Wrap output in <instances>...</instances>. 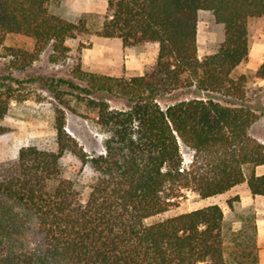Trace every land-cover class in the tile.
Segmentation results:
<instances>
[{
	"label": "trees",
	"instance_id": "1",
	"mask_svg": "<svg viewBox=\"0 0 264 264\" xmlns=\"http://www.w3.org/2000/svg\"><path fill=\"white\" fill-rule=\"evenodd\" d=\"M53 1L0 0V56L13 50L5 45L9 34H23L35 42L31 62L50 45L58 61L69 55L67 40L89 32L93 16L100 17L86 11L68 19L52 11ZM202 10L224 29L215 51L203 57ZM258 17L264 0H108L97 33L126 46L157 42L156 62L144 74L116 76L85 70L75 54L74 76L30 78L57 100L59 148L27 145L0 162V264H259L256 224L226 232L219 203L147 222L187 191L207 198L247 182L254 195H264V173L256 169L264 164V141L250 132L264 107L248 101L247 76H234L250 57L249 23ZM257 75L264 78V63ZM184 89L198 97L175 94ZM166 98L175 101L163 107ZM13 99L26 97L0 88V121ZM74 100L97 111L108 134L103 153H88L67 131L66 109L79 112ZM182 145L193 150L189 164ZM67 150L97 172L85 197L62 176ZM237 201L239 195L227 200L232 208ZM34 225L43 234L36 246L28 241Z\"/></svg>",
	"mask_w": 264,
	"mask_h": 264
},
{
	"label": "rangeland",
	"instance_id": "2",
	"mask_svg": "<svg viewBox=\"0 0 264 264\" xmlns=\"http://www.w3.org/2000/svg\"><path fill=\"white\" fill-rule=\"evenodd\" d=\"M107 5L108 0H54L52 2V11L68 19L77 20L86 11L100 14V17L93 16L92 22L94 21L96 25L92 26L89 32L67 40V45L71 48L69 55L65 58L60 57L58 61L52 59L53 48L50 45L38 59L31 62L29 54L34 51L33 38L23 34L8 35L5 45L13 50L0 56V88L3 91L5 87L11 86L15 95L25 96L26 99H13L9 105L8 114L0 121V124L7 128L5 132H0V162L16 158L19 150L27 145H37L56 151L59 148L53 107L57 100L52 91L39 81H31L30 78L39 75L74 76L72 70L75 54L81 55L85 70L116 76L141 75L155 64L159 51L157 42L126 46L121 38L106 37L97 33L96 29L101 25L107 12ZM198 26L199 53L203 57L215 51L224 38V29L216 22L210 11L204 10L199 12ZM249 29L250 57L237 67L234 76L238 77L242 74L247 76L248 101L253 106L263 108L264 78L257 75V70L264 63V17L252 18ZM175 94L182 98L198 97L194 91L188 89ZM109 101L116 108L128 107L122 99H109ZM174 101V98H166L161 99L160 103L166 107ZM73 104L78 106L79 112L66 109L67 131L83 145L88 153H103L108 134L97 121V111L75 100ZM263 110L258 111L259 118L250 128L251 134L261 141H264ZM182 152L185 163L189 164L193 158V150L182 145ZM61 163L62 176L74 180L82 195L87 196L91 191L92 183L97 178V172L91 163H83L69 150L63 153ZM219 201L222 200L219 199ZM175 202L167 211L147 218V222L154 223L206 204L203 198L192 191H187ZM238 210L240 213L227 212L226 232L238 230L243 226L248 231H252L256 221L254 208ZM243 216L249 219L245 221ZM240 217L242 221L237 222ZM28 241L32 246L43 243V234L35 225L29 232Z\"/></svg>",
	"mask_w": 264,
	"mask_h": 264
},
{
	"label": "crops",
	"instance_id": "3",
	"mask_svg": "<svg viewBox=\"0 0 264 264\" xmlns=\"http://www.w3.org/2000/svg\"><path fill=\"white\" fill-rule=\"evenodd\" d=\"M257 172L259 174L264 173V164L257 166ZM239 195L240 196V202L238 204H234V207H230L227 200L231 198L232 196ZM221 199L222 201H219ZM203 200L206 201V204L203 206L212 204V203H219L226 214L227 218V212H236L240 213L238 210L239 208H247V207H253L256 213V228H257V243L259 247V264H264V195H254L247 182L240 183L234 187H232L230 190L218 194L215 196H210L207 198H203ZM201 206V207H203ZM242 217H240L239 221L241 222Z\"/></svg>",
	"mask_w": 264,
	"mask_h": 264
}]
</instances>
